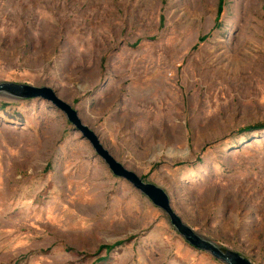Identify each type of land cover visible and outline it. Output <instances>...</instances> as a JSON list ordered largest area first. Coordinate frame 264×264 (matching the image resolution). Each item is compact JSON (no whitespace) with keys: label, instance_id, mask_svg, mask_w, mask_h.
<instances>
[{"label":"rangeland","instance_id":"obj_1","mask_svg":"<svg viewBox=\"0 0 264 264\" xmlns=\"http://www.w3.org/2000/svg\"><path fill=\"white\" fill-rule=\"evenodd\" d=\"M0 83L51 88L183 224L264 264V0H0ZM0 264L223 263L50 103L0 94Z\"/></svg>","mask_w":264,"mask_h":264},{"label":"water","instance_id":"obj_2","mask_svg":"<svg viewBox=\"0 0 264 264\" xmlns=\"http://www.w3.org/2000/svg\"><path fill=\"white\" fill-rule=\"evenodd\" d=\"M0 94L20 100L39 99L50 103L65 116L74 131L80 133L106 165L111 174L129 183L134 189L144 195L153 206L166 214L171 227L194 250L208 253L215 260L223 264H252L248 259L238 253L222 251L212 242L198 236L194 231L182 223L173 212L170 202L163 190L153 184L143 182L136 174L126 170L118 163L109 152L101 145L96 134L82 123L78 113L69 104L60 100L56 93L49 87H34L24 84L0 83Z\"/></svg>","mask_w":264,"mask_h":264},{"label":"trees","instance_id":"obj_3","mask_svg":"<svg viewBox=\"0 0 264 264\" xmlns=\"http://www.w3.org/2000/svg\"><path fill=\"white\" fill-rule=\"evenodd\" d=\"M221 1V0H220ZM221 11H222V4L221 3H219V6H218V12H217V17H219V15L221 14ZM255 129H264V127H261V126H258L257 128H255Z\"/></svg>","mask_w":264,"mask_h":264}]
</instances>
